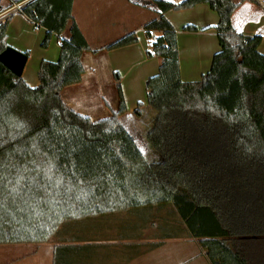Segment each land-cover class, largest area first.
Wrapping results in <instances>:
<instances>
[{"label":"trees","instance_id":"16d2710c","mask_svg":"<svg viewBox=\"0 0 264 264\" xmlns=\"http://www.w3.org/2000/svg\"><path fill=\"white\" fill-rule=\"evenodd\" d=\"M23 1L0 0V14ZM74 1L30 0L23 9L46 30L43 48L53 37L60 43L59 60L40 63L38 87L0 62V246L53 243V264L100 263L102 250L124 242L127 231L140 239L152 230L156 240H196L208 264H264L263 35L238 32L232 19L245 1L258 0H154L157 17L144 27L147 56L161 59L146 81L153 162L121 123L119 73V107L109 118L92 121L61 98L82 82V56L91 49ZM202 4L219 17L202 31L214 30L220 48L200 81L183 82L177 32L165 14ZM11 20L0 23V54ZM137 43L133 33L106 50Z\"/></svg>","mask_w":264,"mask_h":264},{"label":"crops","instance_id":"0c3cea01","mask_svg":"<svg viewBox=\"0 0 264 264\" xmlns=\"http://www.w3.org/2000/svg\"><path fill=\"white\" fill-rule=\"evenodd\" d=\"M2 1L4 3L5 0ZM9 1L12 3L13 0ZM167 1L178 5L183 0ZM194 9L191 16L179 26L170 12L165 14L177 32L183 82L200 81L202 76L209 72L212 58L220 48L214 30L202 31L218 24L217 13L204 4ZM158 11L154 0H75L73 5L75 21L91 49L82 56L85 69L82 82L65 88L61 92V98L68 108L89 117L92 121L109 118L119 107L120 100L114 74L121 72L127 113L120 120L137 144L143 136L147 137L154 115L143 98L138 97L132 103L129 94L138 91L144 82L157 75L159 71L161 59L147 56L151 41L144 31L145 25L157 17ZM4 12L0 14V23L9 17V14ZM232 19L233 26L238 32L246 36L261 34L262 44L264 43V9L258 4L245 1ZM187 25L196 26L200 31L186 32L184 27ZM133 33L138 38L137 44L112 51L106 50L110 44ZM45 35L44 28H36L25 16H12L7 42L10 47L22 53L30 52L27 64L31 61L32 64L31 66L26 64L23 78L32 88L39 86L40 63L44 60L57 62L60 57L58 38L53 37L47 48L42 47ZM69 37L70 25L62 34L64 39ZM259 51L264 55L262 45ZM138 102L143 104L142 110L147 114L144 115L142 111L143 115L140 118L135 115ZM125 236L127 237L124 242L120 241L121 244H112L107 250H102V258L105 254L104 261L89 264H208L200 249L199 252L191 251L188 255L178 253L177 248L174 250V246L169 243L173 241L174 245H177L175 241L180 239L156 240L149 230L144 231L140 239L129 237L128 231ZM159 243L161 245L157 246ZM53 246L33 245L35 255L39 257L41 254L40 257L47 260L39 264H53ZM13 251L19 252L16 249ZM21 252L23 254L21 258H25L23 260L30 258L33 253L29 250Z\"/></svg>","mask_w":264,"mask_h":264},{"label":"rangeland","instance_id":"374dc122","mask_svg":"<svg viewBox=\"0 0 264 264\" xmlns=\"http://www.w3.org/2000/svg\"><path fill=\"white\" fill-rule=\"evenodd\" d=\"M8 3H10L9 0H5L4 1V4H8ZM194 8L182 9V10H173V11H170V13L172 14L173 19L176 21V23H178V26H179L182 23H184V21H186L187 18H189L191 16V14H192L191 12L193 10H195ZM194 12H197V11H194ZM182 30H183V27H182ZM261 45H262V50H264V43L261 44ZM31 62H29V64H27V65L31 66V64H32ZM119 73H120L119 75H120V79H121V81H120L121 88H122V91H123V94H124V98H125V91H124L123 86H122V77L123 76H122L121 72H119ZM123 73L125 75V70H124ZM129 96L131 98V102L132 103L138 97L139 98H143L146 101V103H147L146 82H144V84L140 87V89L138 91L136 90V91L131 92L129 94ZM139 104H142V103L138 102L137 106ZM142 106H143V104H142ZM150 110H151V112H153V115H154V111L152 109H150ZM142 111H143L144 115H147L144 112V110H142ZM138 144H139L140 150L143 149L142 153L145 155L146 159L149 162H153V161H155L157 159V156L155 154H153L152 152H150L148 144H147V138H145V136H143V139L141 138V140H138ZM164 214H167V213L164 212L163 215ZM171 222H175L174 218L172 219ZM178 225H179V227H182L180 222H178ZM149 231L152 233V230H149ZM116 243L121 244L120 241H115V242H113L111 244H116ZM175 243L177 245H174L173 241H172V243H169V244L174 246V250H176V248H177L178 253H181V254L187 253L186 255H188L189 252H191V251H193L194 253L199 252L198 242L196 240L189 239L186 236L180 238V240H176ZM50 244L53 245V243H50ZM21 247H22V249H20ZM33 248H34L33 245H26L24 247L23 246H0V264H39V263H45L47 261L46 258L45 257L44 258L40 257L41 254H40L39 257L36 256L37 254L35 255V253H34L35 251L33 250ZM13 249L18 250L19 252H14ZM22 250H24V251H27V250L33 251V253H32L30 258H27L26 260H23L25 258H21L23 256V254L21 252ZM181 254H179V256H181ZM163 256H164V254H163ZM50 259H51V257H50ZM18 261H21V263H17Z\"/></svg>","mask_w":264,"mask_h":264},{"label":"water","instance_id":"95a60500","mask_svg":"<svg viewBox=\"0 0 264 264\" xmlns=\"http://www.w3.org/2000/svg\"><path fill=\"white\" fill-rule=\"evenodd\" d=\"M27 61L28 59L24 53L12 47H8L0 54V62L18 76L23 75Z\"/></svg>","mask_w":264,"mask_h":264},{"label":"built area","instance_id":"2783aa9c","mask_svg":"<svg viewBox=\"0 0 264 264\" xmlns=\"http://www.w3.org/2000/svg\"><path fill=\"white\" fill-rule=\"evenodd\" d=\"M30 1V0H26V1H23L21 3H17L15 4L11 9L7 10L6 12H4V14H9V17L10 16H14V15H23L24 16V13H23V9L26 5V3ZM258 5L264 9V0H258ZM8 17V18H9ZM27 20L34 25V23L27 17ZM153 37H154V34H153Z\"/></svg>","mask_w":264,"mask_h":264},{"label":"snow or ice","instance_id":"6c2138e0","mask_svg":"<svg viewBox=\"0 0 264 264\" xmlns=\"http://www.w3.org/2000/svg\"><path fill=\"white\" fill-rule=\"evenodd\" d=\"M141 151H143V149H141Z\"/></svg>","mask_w":264,"mask_h":264}]
</instances>
